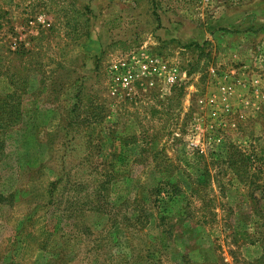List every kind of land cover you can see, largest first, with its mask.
<instances>
[{"label":"rangeland","instance_id":"374dc122","mask_svg":"<svg viewBox=\"0 0 264 264\" xmlns=\"http://www.w3.org/2000/svg\"><path fill=\"white\" fill-rule=\"evenodd\" d=\"M0 125V264H264V0H0Z\"/></svg>","mask_w":264,"mask_h":264},{"label":"trees","instance_id":"16d2710c","mask_svg":"<svg viewBox=\"0 0 264 264\" xmlns=\"http://www.w3.org/2000/svg\"><path fill=\"white\" fill-rule=\"evenodd\" d=\"M23 107V103L20 105ZM21 113L18 112L17 114H14L11 116L12 118H14L16 120V122H18L19 120V117H21L20 115ZM16 115V116H15ZM15 116V117H14ZM23 122V121H22ZM1 127V125H0ZM23 132V131H22ZM120 140H125L123 138H120ZM2 144V147L3 149L5 148V141H2L1 142ZM156 142L154 144V148H153V151H155L154 149L157 148L156 146ZM107 164V163H106ZM106 164L103 165V163H101V166L99 165L98 168H102V171L101 173L98 172V181H97V185H98V189L96 191V195H95V199L98 201V202H95V203H98L97 205H95L93 207V203H91L89 205V207L85 210V207L83 209V213H85L86 215L81 217V216H75V215H72V214H67L64 215V213L61 215V217H58L59 219H61L64 224H68V225H74L78 222V220H81L84 225L86 226L84 228L85 232L86 233H89V234H92L93 231L97 228H99V223L98 222V219L101 218V215H102V220L104 222L103 224V228H101L97 233H106L105 232V229L107 228V226L109 224H118L120 225L119 221L122 222V224H125L126 222L128 223V225L133 228V230L138 233V229L141 230V231H145V228L147 226V218H146V223H142L141 219L140 218H137V216L135 215H132L133 216V219L130 218L131 214L128 213V209H129V200L128 198L124 199L119 205H114L113 203L109 202L108 201V197H109V188H111L112 186V180L117 178L118 176V173L115 170L112 168V169H106ZM108 166V164H107ZM91 172L90 175H92V173L94 172H97L94 171L93 169H89ZM68 174L65 172V175ZM100 178V180H99ZM102 178V179H101ZM134 179L130 176V174L124 176L122 178V181L126 184H130L132 183ZM59 183H61V180H59L58 182H55L53 185L54 186H57ZM75 186L80 189V190H85V188L87 187V183L85 182H75ZM1 180H0V203L1 202H4L6 199L4 197V193L2 192L1 190ZM94 190L93 189V193L94 194ZM93 196V195H92ZM159 198V197H158ZM101 201V203H99ZM135 201L137 202L138 200L135 199ZM159 201V199H158ZM62 204V203H61ZM140 209H142V212H145L148 211L145 206H141L138 205ZM93 207V208H92ZM125 208V213L124 215L121 213V209ZM93 213V214H92ZM94 213H97V215ZM89 214V215H87ZM64 215V216H63ZM119 220V221H118ZM63 224V225H64ZM81 231L78 230V233L80 234ZM83 233V232H82ZM166 235V231H164L163 229L159 231V235H158V240L161 241L160 242V245H163L164 247V250H167L166 248V242L161 240L162 237H164ZM57 236V235H56ZM65 235H62L61 237H63ZM177 238H178V235H177ZM41 249L43 252L46 251V246H45V243L41 246ZM48 251V249H47ZM122 259V260H121ZM134 259L133 257H129L127 256L126 260H123L122 256H120V260L121 261H115L114 259H110L106 261L105 264H138L137 261L135 260H132ZM119 260V258H118ZM64 264H70L69 262H66L64 261ZM95 264V263H94Z\"/></svg>","mask_w":264,"mask_h":264}]
</instances>
